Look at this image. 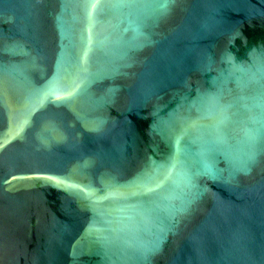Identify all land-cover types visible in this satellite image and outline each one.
<instances>
[{
    "label": "water",
    "instance_id": "1",
    "mask_svg": "<svg viewBox=\"0 0 264 264\" xmlns=\"http://www.w3.org/2000/svg\"><path fill=\"white\" fill-rule=\"evenodd\" d=\"M0 264H264V0H0Z\"/></svg>",
    "mask_w": 264,
    "mask_h": 264
}]
</instances>
